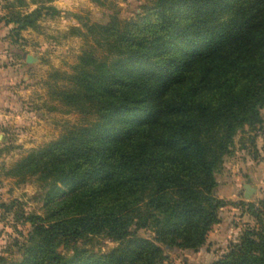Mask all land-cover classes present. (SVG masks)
<instances>
[{"label": "trees", "instance_id": "1", "mask_svg": "<svg viewBox=\"0 0 264 264\" xmlns=\"http://www.w3.org/2000/svg\"><path fill=\"white\" fill-rule=\"evenodd\" d=\"M53 1L5 0L0 21L18 35L57 15ZM81 27L102 53L83 49L71 73L54 74L80 120L8 169L37 177L44 212L24 216L20 258L1 263L172 264L164 248L206 243L225 204L216 171L237 132L262 123L264 0H150L135 18ZM249 209L257 227L211 264H264V218ZM93 235L117 244L78 246Z\"/></svg>", "mask_w": 264, "mask_h": 264}, {"label": "rangeland", "instance_id": "2", "mask_svg": "<svg viewBox=\"0 0 264 264\" xmlns=\"http://www.w3.org/2000/svg\"><path fill=\"white\" fill-rule=\"evenodd\" d=\"M149 2L54 0L57 15L42 17L36 28L23 29L18 35L12 32L13 24L0 21V264L1 258L6 262L20 258V245L30 230L24 216L44 212V191L37 177L27 175L21 180L8 175V169L80 120L77 112L56 98V90L63 88L65 81L54 74L71 73L83 49L102 53L84 33L81 20L105 22L110 14L123 20L135 18ZM4 5L5 0H0V16L7 12ZM34 7L28 4L22 10ZM23 53L34 61L27 63ZM261 115L260 125L245 126L237 132L231 153L216 171L215 195L225 202L219 210L218 223L197 251L163 247L172 264H211L226 255L245 229L257 227L249 205L264 218V108ZM245 184L252 190L248 198L244 197ZM132 232L138 237H153L151 228H132ZM77 244L90 251L105 252L117 242L93 235Z\"/></svg>", "mask_w": 264, "mask_h": 264}, {"label": "water", "instance_id": "3", "mask_svg": "<svg viewBox=\"0 0 264 264\" xmlns=\"http://www.w3.org/2000/svg\"><path fill=\"white\" fill-rule=\"evenodd\" d=\"M23 56L25 57V60L27 63H31L34 61L33 57L29 54L23 53ZM244 188H245L244 197L248 198L250 196L252 190L248 184H245Z\"/></svg>", "mask_w": 264, "mask_h": 264}]
</instances>
